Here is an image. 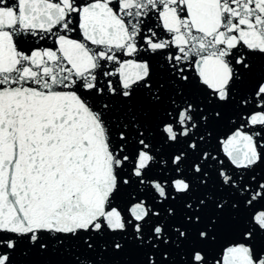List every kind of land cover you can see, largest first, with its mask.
I'll return each instance as SVG.
<instances>
[{"label": "snow or ice", "instance_id": "obj_1", "mask_svg": "<svg viewBox=\"0 0 264 264\" xmlns=\"http://www.w3.org/2000/svg\"><path fill=\"white\" fill-rule=\"evenodd\" d=\"M0 264H264V0H0Z\"/></svg>", "mask_w": 264, "mask_h": 264}]
</instances>
